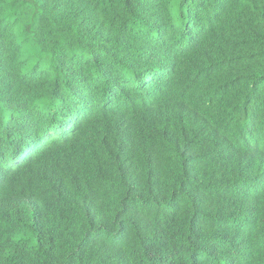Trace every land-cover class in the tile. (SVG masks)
I'll list each match as a JSON object with an SVG mask.
<instances>
[{
  "label": "trees",
  "instance_id": "obj_1",
  "mask_svg": "<svg viewBox=\"0 0 264 264\" xmlns=\"http://www.w3.org/2000/svg\"><path fill=\"white\" fill-rule=\"evenodd\" d=\"M0 264H264V0H0Z\"/></svg>",
  "mask_w": 264,
  "mask_h": 264
},
{
  "label": "clouds",
  "instance_id": "obj_2",
  "mask_svg": "<svg viewBox=\"0 0 264 264\" xmlns=\"http://www.w3.org/2000/svg\"><path fill=\"white\" fill-rule=\"evenodd\" d=\"M37 103L42 107L45 108L50 104V101L48 99L37 101Z\"/></svg>",
  "mask_w": 264,
  "mask_h": 264
}]
</instances>
